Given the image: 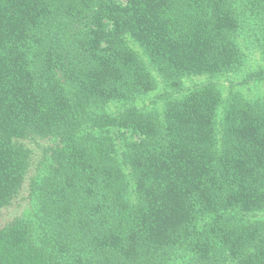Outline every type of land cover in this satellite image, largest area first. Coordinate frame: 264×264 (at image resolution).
<instances>
[{
  "label": "trees",
  "instance_id": "16d2710c",
  "mask_svg": "<svg viewBox=\"0 0 264 264\" xmlns=\"http://www.w3.org/2000/svg\"><path fill=\"white\" fill-rule=\"evenodd\" d=\"M40 140L0 264H264V0H0V209Z\"/></svg>",
  "mask_w": 264,
  "mask_h": 264
},
{
  "label": "rangeland",
  "instance_id": "374dc122",
  "mask_svg": "<svg viewBox=\"0 0 264 264\" xmlns=\"http://www.w3.org/2000/svg\"><path fill=\"white\" fill-rule=\"evenodd\" d=\"M36 143H41V147L40 148L37 147L35 143H30V146L35 149V160H34V164L32 165V168L30 169V172H29L30 174L28 176V180L25 184V187L10 206L0 209V226L4 225L6 222L10 221L14 217L21 215L28 208L29 179H30V176H32L35 173L37 162L42 155L43 146L45 147L47 145V141L45 142L44 140H40Z\"/></svg>",
  "mask_w": 264,
  "mask_h": 264
}]
</instances>
